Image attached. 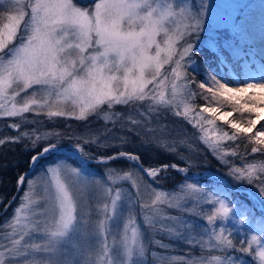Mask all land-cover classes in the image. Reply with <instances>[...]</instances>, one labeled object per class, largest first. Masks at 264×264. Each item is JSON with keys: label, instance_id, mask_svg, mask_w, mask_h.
Here are the masks:
<instances>
[{"label": "snow or ice", "instance_id": "1", "mask_svg": "<svg viewBox=\"0 0 264 264\" xmlns=\"http://www.w3.org/2000/svg\"><path fill=\"white\" fill-rule=\"evenodd\" d=\"M218 7L209 0L0 3V117L22 120L9 125L19 134L0 139V146L23 143L30 153L29 170L17 180L18 191L25 183L28 190L13 216L0 224V264H147L145 233L132 215L137 205L152 245L165 250L187 245L184 255L153 252L159 264H246L249 256L264 264V20L257 41L247 20L220 18ZM221 31L230 39L219 40ZM202 47L211 55L202 56ZM250 90L260 95L247 96ZM196 97L227 102L231 111L210 104L197 111ZM118 105L128 106L129 113L114 112ZM45 109L49 119L87 121L102 113L113 126L100 134L20 131L22 124L41 123L23 114ZM233 113L239 118L228 119ZM170 117L200 133L197 139L227 168L233 184L209 172L188 175L197 167L192 153L198 149L187 129L171 142L154 136L157 127H169L163 121ZM122 120L130 125L127 131ZM132 134L141 147L164 150L185 166L144 167L138 154L124 150L133 143ZM241 139L253 145L259 161L224 147ZM182 146L190 149L188 156ZM111 149L119 150L108 154ZM121 160L131 170L121 174L108 167ZM94 165L105 166L103 176L94 174ZM35 168L38 179L29 178ZM171 170L184 174L177 189L154 187ZM121 181H130L135 195L124 194ZM245 184L251 188L240 187ZM173 209L178 214L168 212ZM157 234L170 243L155 239Z\"/></svg>", "mask_w": 264, "mask_h": 264}, {"label": "trees", "instance_id": "2", "mask_svg": "<svg viewBox=\"0 0 264 264\" xmlns=\"http://www.w3.org/2000/svg\"><path fill=\"white\" fill-rule=\"evenodd\" d=\"M75 2L78 3V5L80 4L79 0H75ZM86 4L88 3H84V5ZM0 16H3L2 12H0ZM204 53H208L209 55H211V53L207 51L206 48H201V55L203 56ZM197 60L199 63H203V60H201L199 57H197ZM197 77L196 79L198 80ZM193 87L195 88V85H193ZM196 91L199 92L200 90L196 88ZM209 104L210 106H214L216 104V101H212L210 98L209 101H206L205 99H202L200 97L195 98V107L197 111L199 109V106H209ZM221 107H224V110L231 111V107L228 105L227 102L221 103ZM129 111L130 109L126 105L116 106L114 108V112L116 113L127 114L129 113ZM204 115L207 116L208 114L205 113ZM245 115L247 116L249 114L245 113ZM136 118L140 119V117L138 116ZM238 118L239 114L233 113V116L229 119L231 120ZM37 121H40L41 123L23 125L20 131H24V129L31 131L32 128L38 127L40 132L55 131L64 135L72 133L84 134L86 132V129L91 130L92 133L100 134L105 131V126H107L108 128H112L113 126L112 121H105L102 115H92L88 118L87 121H79L74 119L73 117H55L49 119L44 116L37 119ZM163 123L169 126L163 131H161L155 125H149V127H157V130L154 133V136L156 138L165 136L167 137L169 142H171L174 137H176L177 135H182L184 129H187L189 137L194 141L193 147L198 149V151L192 153V157L195 163L197 164V167L191 168L188 175L200 174L203 171L209 173L213 172L214 174L227 179L230 184L234 183L230 177L225 176L227 168L220 163V161L216 158L215 155L212 154L211 150L208 149L205 144H203L202 142H200L199 139H197V137L200 136V133L195 128H193L192 125L188 124L186 121H182L179 118L174 117L165 119ZM7 124H9V122ZM120 124L123 125L124 131H127V128L130 126L126 120L120 121ZM219 124L228 131H232L231 129H228L227 125L223 124V122H219ZM260 126L261 125L258 124L257 129H259ZM5 127V121H3L2 123V120H0V139H8L17 135V133H14L11 130H6ZM116 130L117 132H119V125L117 126ZM255 130L256 129H254V131ZM193 133L195 134L194 137L192 136ZM132 139L133 143L127 145L124 150L138 154L141 158V162L143 163L144 167H158L163 163L172 162H176L182 167L185 166L184 160L178 159L177 157L171 155L170 153L164 150L156 149L155 147H141L138 143L139 137L135 136L134 134H132ZM25 143H27V141H25ZM237 144L239 145L238 147ZM252 146L253 145L251 143L244 139H241L237 142L224 143V147L226 149H235L240 154L248 153L249 155L245 157L246 160L259 161L261 159V156L259 153H251ZM117 150L119 149H111L109 150L108 154H111L112 151ZM92 151L95 152V149H92ZM180 151L184 153L185 156H188L190 149L187 146H182ZM29 156L30 153L25 151L23 143H6L3 146H0V199L3 200V203H0V224H2L6 219L12 217L13 210L18 205L19 196L21 195L20 193L24 191L25 187L21 188L19 193H16L18 190L17 180L19 175L29 170ZM228 159L234 160L237 165L241 163L238 158L228 157ZM93 167L95 169V171L93 172L97 177L101 176V174L106 170L105 166L103 165H94ZM108 167L119 169L121 171L131 170V166L123 160L111 163L108 165ZM38 171H40V169L35 168L32 171V174H29V178H31L32 175H34ZM166 175L168 176V179L160 181L158 183H154V187L164 190L175 189L176 185L179 182L181 183L183 177L178 174L176 170H171ZM240 187L251 188L250 185L246 184L241 185ZM13 197H15V199H13ZM241 199H243V197H241ZM10 201L12 202L5 211V205H8Z\"/></svg>", "mask_w": 264, "mask_h": 264}, {"label": "rangeland", "instance_id": "3", "mask_svg": "<svg viewBox=\"0 0 264 264\" xmlns=\"http://www.w3.org/2000/svg\"><path fill=\"white\" fill-rule=\"evenodd\" d=\"M92 2V0H79V3L80 4H84V3H88L90 4ZM191 2L194 4L196 2V0H191ZM210 3H214V4H217L219 5L220 7L217 8V16L220 17V18H223V17H226L228 15H231L233 17L235 16H239L241 17V15L243 14L244 10L248 8L249 5H251L253 2H255V0H209ZM0 3H3V0H0ZM78 4V3H77ZM87 5V4H86ZM4 21L0 20V23H3ZM207 38V34H205V39ZM218 39L223 41V40H227V39H230V33H227V32H224V31H221V33L218 34ZM257 41H259V38H257ZM203 48V47H202ZM204 49V48H203ZM207 51H209L207 48H206ZM202 75V74H201ZM197 77V76H196ZM198 80L201 79V77H197ZM230 86H237V85H230ZM260 93L257 91V90H250L247 94V96H259ZM245 99H247V97H245ZM219 100L222 101V98H219ZM17 102L18 103H22L23 100L20 99V98H17ZM213 103V102H212ZM222 103H226V102H222ZM118 106H121V105H118ZM214 106H219L221 107V103H218L216 101V104ZM116 107V106H115ZM222 111L224 110V107H221ZM68 110H71L70 106H69V109ZM46 111L47 109L45 110H42L40 112L39 115H37L35 112H29V113H25L23 114V117L27 120H37L41 117H46ZM43 114V115H41ZM207 114V113H206ZM100 115H102L103 117V114L101 113ZM109 115H112L111 112H109ZM70 117V116H69ZM230 118V117H229ZM228 118V119H229ZM210 119H215L214 117H211ZM0 120H2V123L3 121H5V124H6V127L5 129L6 130H11L13 131L14 133H17V135L19 134L17 132V130L9 127V125L13 124V123H22V120H21V117H15V118H11V117H0ZM9 122V124H7ZM219 122L221 121H217V125L222 127ZM262 124H264V121L261 122ZM32 126V125H31ZM258 126V125H257ZM22 127H23V124H22ZM205 127H208L207 125ZM261 127V126H260ZM25 130V129H24ZM211 134V132H209V135ZM92 171H95L94 167L92 169ZM106 171V170H105ZM126 171H129V170H126ZM40 171H38L37 173H35L34 175H32V177H37L38 179V176L37 174L39 173ZM124 171H121V174H123ZM205 171H203L202 173H204ZM105 172H103L101 174V176L104 175ZM183 174V173H182ZM181 174V175H182ZM213 174V173H211ZM184 175V174H183ZM190 175H193V174H190ZM215 175V174H213ZM31 177V178H32ZM180 184V182L176 185L175 189H169V190H165V191H168V192H173L177 189L178 185ZM119 186L122 187V190H123V193L124 194H127V193H132L133 195H135V189L132 188L131 186V182H125V181H121L119 182ZM25 190H28V186H27V183H26V186L24 188V191ZM164 190V189H163ZM20 193L21 195L19 196V202H18V205L20 203V197L23 196V193ZM145 191V185L141 184V192H144ZM110 202V201H109ZM17 205V206H18ZM16 206V207H17ZM15 207V208H16ZM14 208V209H15ZM168 212H170L171 214H178L177 213V210H168ZM13 214H14V210H13ZM132 215L136 218V221H137V225L140 227V230L142 232L145 233V244L147 245L146 247V256H145V259L147 260V264H159V261H158V257H154L152 255L153 252H156L158 254H164V255H184V249L187 247V245H184V244H178V245H175L174 248L172 249H168V250H165V249H160L158 248L157 246L155 245H152L151 244V240L153 239V235L150 231H148L144 225H143V219H142V215L139 213V210H138V205L137 207L133 210V213ZM258 215V213H257ZM13 216V215H12ZM93 219H95V217H93ZM128 219V216L125 215L123 218H121L120 220V227H119V232L116 234V238L118 239L120 235L123 234V224L126 222V220ZM129 236L131 235V227L129 228V232H128ZM155 239H162L164 243H170L169 239L167 238V236H163L161 237L159 234H157L155 237ZM109 243L112 242V239L113 237L110 235L109 236ZM262 243H264V239H262L261 241ZM236 243H239V241L237 240ZM2 250V249H0ZM195 254L196 255H199V248L197 247V249L195 250ZM246 264H256V262L254 260H252V258L249 256L246 258Z\"/></svg>", "mask_w": 264, "mask_h": 264}, {"label": "bare ground", "instance_id": "4", "mask_svg": "<svg viewBox=\"0 0 264 264\" xmlns=\"http://www.w3.org/2000/svg\"><path fill=\"white\" fill-rule=\"evenodd\" d=\"M243 20H247L253 27L256 38L260 36V25L264 20V0H255L241 15Z\"/></svg>", "mask_w": 264, "mask_h": 264}]
</instances>
